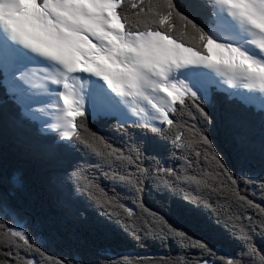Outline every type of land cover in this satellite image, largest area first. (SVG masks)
Segmentation results:
<instances>
[{"label": "snow or ice", "instance_id": "snow-or-ice-1", "mask_svg": "<svg viewBox=\"0 0 264 264\" xmlns=\"http://www.w3.org/2000/svg\"><path fill=\"white\" fill-rule=\"evenodd\" d=\"M9 135L48 169L61 209L95 213L137 243L143 233L201 253L159 264H264V201L240 190L264 195V0H0V136ZM177 154L182 168L169 166ZM101 179L127 188L141 212ZM29 199L0 184V264H41L62 239L54 219L25 211ZM102 252L72 246L45 264H122Z\"/></svg>", "mask_w": 264, "mask_h": 264}, {"label": "trees", "instance_id": "trees-1", "mask_svg": "<svg viewBox=\"0 0 264 264\" xmlns=\"http://www.w3.org/2000/svg\"><path fill=\"white\" fill-rule=\"evenodd\" d=\"M89 127L93 131H101L102 134L111 135L103 121L99 123L90 121ZM115 143L117 145L119 142L115 141ZM221 147L226 153L229 151L226 144H221ZM169 166L183 167V162L179 160L178 154L171 158ZM47 172L48 169L41 162L34 160L24 152L14 137L9 135L5 139L0 136V184H6L10 192L27 190L30 193V199L25 211L34 217L37 214H45L51 217L57 222L61 233L62 239L58 245L48 246L45 257H36L41 260V264H45L49 257L60 259L68 256L69 247L78 245L103 249L102 255L108 256L112 261L119 260L122 264H140L141 261L143 264H159L161 259L175 258L178 255L186 254L192 258L200 256L199 249H185L184 252H181L175 241L161 242L158 238L145 237L143 233H141V242L137 243L130 236L123 233L114 234L106 226H101L95 213L89 212L77 217L74 210L67 212L61 209L57 206L55 196L46 191L45 176ZM185 175L191 176L193 173L187 172ZM102 181H99L101 187L108 191V187H106L109 185L108 181ZM118 189L119 193L123 192L124 197L121 199L125 205H129L135 213L139 214L141 208L133 203L134 196L129 191L126 192L122 188ZM240 190L242 194L246 191L248 198L253 199L258 204L264 201V195L258 187L248 186L245 188V185L241 183ZM115 195L110 197H115ZM143 206L149 212H156L158 215L163 214V212H158V209L161 208V202L156 197L145 196ZM125 208L127 207L125 206ZM119 211L126 216L124 209H119ZM249 213L254 214L252 210H249ZM166 219H170L173 224L178 225L180 230L187 229L193 241L200 239L203 235L191 223L175 215L168 216ZM217 247L219 248L217 255L223 254L225 249L220 246ZM69 262L72 264L71 257H69Z\"/></svg>", "mask_w": 264, "mask_h": 264}, {"label": "rangeland", "instance_id": "rangeland-1", "mask_svg": "<svg viewBox=\"0 0 264 264\" xmlns=\"http://www.w3.org/2000/svg\"><path fill=\"white\" fill-rule=\"evenodd\" d=\"M104 134V133H103ZM110 137L112 138V139H114L116 142H119L118 144H117V146H119L122 142L119 140V139H117L115 136H111L110 135ZM182 175H185V173H183ZM103 179H101V181H102ZM103 182V181H102ZM109 183V182H108ZM104 185H105V183H104ZM106 187H108V191H107V193H110V194H116L115 195V197H119L120 199H119V201L118 202H123L122 200L123 199H121L122 197H124L123 196V192H118L119 191V189L118 188H122L124 191H129L127 188H124V187H121V186H116L114 189H113V186L109 183V185H106ZM192 188L193 189H195L196 188V185L195 184H193L192 185ZM118 193V194H117ZM112 195H110V196H112ZM109 196V195H108ZM109 196V197H110ZM127 197H129L128 195H127ZM131 199H132V197H131ZM124 203V202H123ZM124 205H125V203H124ZM127 208H131L129 205L127 206V205H125ZM132 209V208H131Z\"/></svg>", "mask_w": 264, "mask_h": 264}]
</instances>
